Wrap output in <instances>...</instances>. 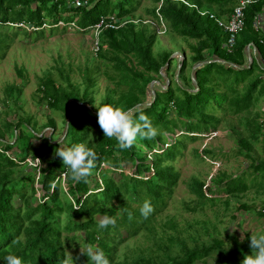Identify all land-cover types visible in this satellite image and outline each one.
Segmentation results:
<instances>
[{
    "label": "trees",
    "instance_id": "trees-1",
    "mask_svg": "<svg viewBox=\"0 0 264 264\" xmlns=\"http://www.w3.org/2000/svg\"><path fill=\"white\" fill-rule=\"evenodd\" d=\"M185 1L196 5L197 9L182 1L152 0L155 5L147 10L177 35L194 39L189 44V54L183 51L175 88L171 85L172 80L166 89L155 82V98L149 105L140 103L146 102L149 83L164 78L160 69L172 51L162 50L155 55L156 31L140 22L128 21L118 29H104L99 35L96 55L110 67L111 71L105 75L115 83L117 94L115 89L108 92L105 101L98 106L110 104L126 111L131 109L134 119L143 113L157 130L154 139L138 138L130 149L121 150L114 138L104 136L97 122V108L87 107L84 120L78 117L84 103H92L96 67L92 68L94 70L84 69L83 86L71 83L68 74L64 75L62 71H59V80L51 75L40 78L39 102L63 114L64 128L69 117L60 142L39 136L40 130L28 116L16 115L15 118L7 101L9 98L15 107L18 106L22 88L17 85L5 88L4 107L0 110V264H6L4 258L9 254L19 256L23 264H71V257L74 264H88V257L81 253L88 245L102 249L110 264H195L197 261L201 264H242L244 257L251 254L249 234L242 239L233 236L225 243L216 235L198 240L196 231L194 237L187 236L194 240L189 244L178 232L175 233L173 226H170L174 230L171 235L156 237L154 233L155 215L167 206L179 179V173L170 161L182 152L186 140L195 141L202 137L200 134L216 130L220 123V118L208 110L213 108L211 102L223 111L228 109L240 115V128L232 129L238 142L237 152L251 160L249 176L252 186L249 187L264 188V159L257 161L254 157L256 145L264 153V110L252 109L254 95L264 96V80L257 75L247 82L253 66L251 64L247 68L243 65L247 43L253 42L258 52L264 49V43H259V38L264 40V37L253 28V18L260 12L264 0L245 8V26L238 34L231 53L225 49L227 34L209 17V13L218 17L228 15L239 0ZM135 4L136 0H90L88 6L73 7L70 0H0V28L8 27L5 26L7 22L23 21L38 27L34 32L43 35L46 29L52 30L57 27L58 20H63L73 21L87 31L102 15L115 14L121 19L133 20ZM198 10L207 11V14L201 15ZM43 22L48 26L42 27ZM14 27L21 29L25 36L30 33ZM9 45L7 34H0V59L5 57ZM212 53L230 64L243 67L237 69L219 62L202 65L195 71L198 85L195 90L189 71L195 63L209 58ZM171 61L162 71L167 76ZM62 80L66 83H60ZM171 108L176 114L175 119L168 118ZM22 125L27 134L23 129L19 131ZM45 128L56 130L55 120L49 117L42 125V129ZM178 128L183 132L169 143L166 133L175 134ZM18 138L23 140V148L18 147ZM33 139L40 142L34 145ZM79 143L97 153L96 167L87 183L74 184L69 174L65 178V187L62 174L67 169L56 156V149ZM15 145L22 150L21 153L13 149ZM156 146L162 151H153L154 158L146 163L150 156L145 154V149L152 150ZM196 153L202 159L213 156V151L207 147L200 152L196 150ZM28 157L31 160L38 158L45 166L29 164ZM103 163L107 164L106 168L102 167ZM129 164L135 168L133 174L125 173ZM150 170L153 173L143 177L142 174ZM243 176L244 173L230 176L218 172L208 185L205 180L193 177L188 182V189L200 208L205 202L213 203L219 199L217 191L230 195L246 191L248 186ZM90 181L94 182L93 188L89 187ZM35 184L40 185L44 192L37 204L32 203L38 190ZM14 195L18 196L21 205L12 203ZM146 200L151 202L154 211L144 218L140 207ZM128 212L133 214V219H128ZM97 215L116 218L115 227L99 228ZM258 215L264 218L260 211ZM143 229L147 232L145 238L149 244L144 247L136 245L128 249L121 259H116L117 246ZM122 230L125 234H121ZM204 231L207 232L205 228ZM79 244L83 248L76 250L71 257L67 256L65 248H77Z\"/></svg>",
    "mask_w": 264,
    "mask_h": 264
},
{
    "label": "rangeland",
    "instance_id": "rangeland-1",
    "mask_svg": "<svg viewBox=\"0 0 264 264\" xmlns=\"http://www.w3.org/2000/svg\"><path fill=\"white\" fill-rule=\"evenodd\" d=\"M154 5L152 0H136L135 10L132 12V17L135 20L140 19L141 24H148L151 29L156 31L157 39L153 45V53L157 55L162 50H171L172 53L174 51L183 53L184 51L189 54V44L193 43L194 39L177 35L168 28L163 32L164 23L147 12ZM5 26L8 27L0 28V34H7L10 45L5 52V57L0 59V110L4 107L2 100L6 96L5 88L9 85L21 86L22 92L18 106L15 107L8 98L7 105L11 108V113L14 114L15 118L16 115H20L21 117L28 116L31 123H35L36 128L40 130L38 132H42L41 136L48 137L52 142H60L65 132L64 117L61 112L51 110L43 102H39L40 93L38 87L41 85L40 78H43L45 75H51L53 78L59 80L61 79L59 71H62L64 75L68 74L71 83H78L83 86L84 69L89 67L91 70H94L92 68L96 67V85L92 95V103L87 101V103H84L85 107L78 112V117L84 120L83 114L88 111L87 107L98 108V105H101L102 101H105L107 97L105 95L108 92L112 93L113 89L116 90L115 83L105 75V72L111 71L110 67L106 65L105 61H100L97 58V53L93 52L92 43L94 36L91 29L77 32L70 26H57L52 30L50 28L46 29L43 35L35 33V30L26 29L30 33L25 36L23 31L16 29L14 25L7 24ZM179 59V57L174 56L168 76L164 73L168 80H172L171 85L173 88H175L176 84L175 70H177L179 65ZM18 69H21V72ZM256 76L257 71L254 69L248 77L247 82ZM165 81V78H158L157 84L168 86L170 81L168 85H166ZM60 83L65 84L66 82L62 80ZM180 93L178 92V94ZM259 98L260 96L257 94L254 95V101H257ZM149 100H151L150 92L147 94L146 102ZM211 105L213 108H209L208 110L220 118L217 129L200 134L202 137L195 141L186 140L185 146L181 150L182 152L177 154L174 160L170 161L178 171L179 179L167 206L155 215L154 233L156 237H165L174 233V230L170 226L175 228V233L178 232L180 236L189 241V244L194 242V240L193 238L189 240L187 236L189 234L193 236L196 231H198V236H196L198 240L208 239L216 235L222 238L225 243H228L233 236H238L242 239L245 234L251 236L264 231V218L258 215V212H261V208L264 206V188L249 187L252 186V182L250 181L251 176H249V172H252V168L249 167L251 160L237 152L238 142L232 133L233 127L236 129L240 128L238 124L240 115H235L228 109L223 111L214 106L212 102ZM252 109H254V106ZM167 115L168 118H176V114L172 108ZM49 117L55 120L56 130L49 128L42 129V125L48 121ZM161 127L158 128L160 129ZM22 129L27 134V130L23 125L19 128V131ZM182 132L178 128L175 134L166 133L168 142L171 143ZM15 136L16 134L14 135V139H16ZM32 142H34V145H37L40 141L33 139ZM16 143L19 148L24 147V142L20 138H18ZM17 145L13 149L21 153L22 150L18 149ZM204 147L211 149L213 156H207L202 159V156L196 153V150L200 152ZM145 150V154L148 157L150 156L146 163H150V158H154L153 151H162L158 146L152 150ZM254 155L257 161L264 159V153L260 152L259 145H256ZM27 159L29 161L31 158L28 157ZM39 166L43 167L45 163L40 162ZM102 167L106 168L107 164L103 163ZM134 170L135 168L131 164L125 167V173L128 174H133ZM218 172H224L225 175L230 176L244 173L243 178H245L248 186L246 191L236 195L217 191L219 199H216L213 203L205 202L199 208L194 194L188 189V182L193 177H197L205 180L206 185H208L210 184L211 177L215 176ZM152 173L153 171L150 170L144 172L142 175L147 178ZM113 175L117 176L118 174ZM62 178L63 184L66 187V179L63 174ZM257 179L258 181L260 180L259 178ZM93 185L94 182L90 181L89 187L93 188ZM35 186L38 190L32 198L33 204H37L39 197L44 193L40 185L35 184ZM12 203L15 206L21 205L17 195L13 196ZM132 204L135 205V202ZM188 206L195 209H189ZM102 217L101 215L96 216L98 220ZM204 228L209 234L204 231ZM63 233L65 234V232ZM146 233V230L143 229L135 237L120 243L116 249V259H121L128 249L134 248L136 245H142L143 247L148 245L149 242L145 238ZM121 234H125L123 230ZM77 241L79 242V239ZM82 248L79 244L77 248L66 247L65 251L67 256H72L76 250H81ZM209 262H212V260L210 259ZM195 264H201V262L197 261Z\"/></svg>",
    "mask_w": 264,
    "mask_h": 264
},
{
    "label": "clouds",
    "instance_id": "clouds-1",
    "mask_svg": "<svg viewBox=\"0 0 264 264\" xmlns=\"http://www.w3.org/2000/svg\"><path fill=\"white\" fill-rule=\"evenodd\" d=\"M97 122L104 136L109 139L114 138L121 150L130 149L138 138L151 140L158 134L149 118L143 113L134 119L132 110L114 108L110 104H104L97 108ZM55 154L67 169L63 173L66 179L70 174L74 184L87 183L88 177L92 175V170L96 167L98 158L92 148L79 143L67 148L58 147ZM37 161L40 163L38 159ZM52 187L55 186L52 185ZM153 211L154 208L148 200L140 207L141 216L144 218H147ZM128 219H133L131 212H128ZM115 225L116 218L107 215L98 221V227L101 229H106L109 226L115 227ZM249 239L251 254L244 257L242 264H264V231L251 235ZM81 253L88 257V264L89 262L90 264H110L104 251L94 245H88L84 250H81ZM4 259L6 264H23L21 258L14 254H9ZM71 264H74L72 257Z\"/></svg>",
    "mask_w": 264,
    "mask_h": 264
},
{
    "label": "built area",
    "instance_id": "built-area-1",
    "mask_svg": "<svg viewBox=\"0 0 264 264\" xmlns=\"http://www.w3.org/2000/svg\"><path fill=\"white\" fill-rule=\"evenodd\" d=\"M176 1H182L188 6L194 7L197 9L196 5L190 4L185 0H176ZM258 1L261 0H239L238 3L233 7L231 13L228 15L227 18H222L215 16L212 13H209V17L214 19V21L217 23V25L222 28V30L227 34V39L225 42V49L226 52L231 53L234 49V46L236 44V40L238 37V34L244 29L245 26V15H244V10L245 8L253 3H257ZM90 3V0H70V4L73 7H85L88 6ZM160 3L158 4V7L160 6ZM199 14L205 15L207 14V11L203 10H198ZM128 21H133L135 23L140 22V19L138 20H126V19H121L117 17L115 14H109L106 16H100L99 20L92 26H90V29L93 33V43H92V50L96 54L97 51L99 50V35L102 32V30L110 28V29H118L122 27L125 23ZM10 25L18 26L21 28H25L27 30H36L38 27L34 26L31 23H26V22H17V23H12V22H7ZM163 23V22H162ZM58 27H64V26H70L73 27L80 32H83L86 30V28H80L78 25H76L75 22H64L63 20H58V22L55 24ZM48 24L46 22L42 23V27H47ZM253 28L256 31H260V20L258 14H256L253 18ZM89 29V30H90ZM166 29L165 25H163V32ZM259 43L263 44L264 40L263 38H259ZM261 55L262 63H261V71H260V78L264 80V49L262 52H259ZM262 122L264 123V118H262ZM263 135H264V130H263ZM38 158H35L34 160H29V164L33 166H39V162L37 161ZM39 160V159H38ZM261 213L264 215V206L261 208Z\"/></svg>",
    "mask_w": 264,
    "mask_h": 264
},
{
    "label": "crops",
    "instance_id": "crops-1",
    "mask_svg": "<svg viewBox=\"0 0 264 264\" xmlns=\"http://www.w3.org/2000/svg\"><path fill=\"white\" fill-rule=\"evenodd\" d=\"M229 15V14H228ZM228 15H222V18H227ZM259 20H260V34L264 37V4L261 7L260 12L258 13ZM207 59H212L213 62H219V63H226L228 65H231L237 69L242 68L236 65H233L232 63L230 64L229 62L224 61L223 59L219 58L218 55L212 53L209 58ZM261 55L257 51V47L253 42L247 43L244 49V57H243V65L245 67H249V65L252 64L253 66V71L256 69L257 75L259 76L260 71H261ZM189 74L191 76V69L189 71ZM175 80L177 81L178 75H177V70H175ZM263 99V100H262ZM254 109H261L264 110V96L260 97L257 101H254ZM258 106V107H257Z\"/></svg>",
    "mask_w": 264,
    "mask_h": 264
},
{
    "label": "water",
    "instance_id": "water-1",
    "mask_svg": "<svg viewBox=\"0 0 264 264\" xmlns=\"http://www.w3.org/2000/svg\"><path fill=\"white\" fill-rule=\"evenodd\" d=\"M174 56H177V57H179L180 59H179V65H178V67H177V75H178V72H179V69H180V66H181V59H183V57H184V54L182 53V52H180V51H174L172 54H170V56L168 57V59H167V62L164 64V66L163 67H161V74H162V76L165 78V80H166V85H168V83H169V80H168V78H167V76L164 74V73H162V71H163V69H164V67H166L167 65H168V61L170 60V59H172ZM210 62H213V60L212 59H205V60H203V61H200V62H197V63H195L192 67H191V79H192V83L195 85V90L198 88L197 86V81H196V78H195V71H196V69L197 68H199V67H201L202 65H205V64H208V63H210ZM155 82H157V80H153V81H151L150 83H149V85H148V87H147V94H148V92H150V95H151V100L149 101V102H145V103H140V104H144V105H149L153 100H154V98H155V89H154V87H153V85H154V83ZM161 87H163V88H167L168 86H163V85H161ZM190 90H194V89H190ZM140 104H137L136 106H138V105H140ZM135 107V106H134ZM133 107V108H134ZM68 110H69V107H68ZM131 110V109H130ZM68 120H69V117H67V119H66V123H65V131H66V129H67V126H68ZM41 134H42V132L41 133H39L38 135L39 136H41ZM64 135H65V132H64ZM64 135H63V137H64Z\"/></svg>",
    "mask_w": 264,
    "mask_h": 264
}]
</instances>
